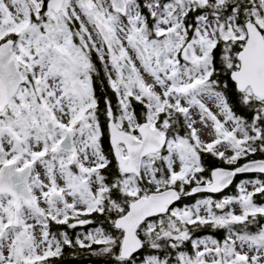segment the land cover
I'll return each instance as SVG.
<instances>
[{"label": "snow or ice", "instance_id": "6c2138e0", "mask_svg": "<svg viewBox=\"0 0 264 264\" xmlns=\"http://www.w3.org/2000/svg\"><path fill=\"white\" fill-rule=\"evenodd\" d=\"M0 264H264V0H0Z\"/></svg>", "mask_w": 264, "mask_h": 264}]
</instances>
